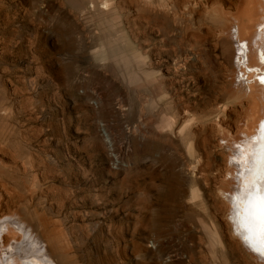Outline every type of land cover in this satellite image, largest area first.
I'll list each match as a JSON object with an SVG mask.
<instances>
[{
    "label": "rangeland",
    "instance_id": "rangeland-1",
    "mask_svg": "<svg viewBox=\"0 0 264 264\" xmlns=\"http://www.w3.org/2000/svg\"><path fill=\"white\" fill-rule=\"evenodd\" d=\"M13 5L18 18L6 28L0 19V231L6 217L42 230L75 264H264L223 196L264 113L251 99L259 89L241 81L239 43L264 47V22L238 18L244 0H113L100 18L66 0ZM104 18L147 56L143 68L94 59L113 43L97 30ZM166 116L175 124L160 128ZM36 197L44 228L28 219ZM30 242L2 234L0 254L20 264Z\"/></svg>",
    "mask_w": 264,
    "mask_h": 264
},
{
    "label": "bare ground",
    "instance_id": "bare-ground-1",
    "mask_svg": "<svg viewBox=\"0 0 264 264\" xmlns=\"http://www.w3.org/2000/svg\"><path fill=\"white\" fill-rule=\"evenodd\" d=\"M5 1L6 3L0 0V19H3V26L6 28L12 23V20L18 18L20 8L13 5L14 0ZM147 1L153 3L154 0ZM166 1L167 3L169 1L177 4L174 6L177 8L182 5L185 6V4L189 2V0ZM66 2L71 8L81 13L87 12L91 16H99L100 18L103 17L102 15L105 14V10L113 3V0H66ZM244 2L245 7L238 13V18L246 19L247 21L262 20L264 22V0H244ZM195 4H202V2L196 1ZM195 4L191 7H187V10L190 8L195 9ZM111 19L112 18L99 19V23L97 24V30L103 34V37H105L104 34L106 30L109 31L110 42H113L111 48L108 46L109 49L107 51L100 50L95 52L94 59L110 68V64L114 59L113 56L117 55L121 58L122 64L125 67L129 64L136 63L140 64V68H143L147 56L142 55L141 52L133 46L124 27L119 23L118 25L115 24ZM234 19H237V17H234ZM260 29L264 32V24L260 26ZM115 33H119L120 43L114 40ZM30 44L32 45V43ZM113 46H118L120 48L115 49L112 48ZM238 49L240 54L238 62L245 71V76L243 74L241 75V81L246 85L249 92H252L253 89L256 90V88L259 89L260 96L251 97V99L259 103V100H264V47L252 48L250 50L248 45L243 42L239 43ZM229 54L231 56V51ZM252 60L257 63V66L252 65ZM228 62L232 63L233 59L228 58ZM116 64L119 65L117 62ZM251 120H253V116ZM174 124V119L166 116L159 127L171 128ZM254 125V133L237 153V160L235 159L234 161L235 165L238 167V171L235 172L236 184L234 185L233 194L223 192V196L229 200L231 204V220L234 223L236 235L245 247L264 260V113L254 122ZM104 136L106 141L109 142L108 136L105 133ZM24 137V132L18 130L9 138L10 142L16 144L17 152L19 149L23 148L25 143ZM28 166L31 170L32 166L30 163H28ZM35 187H40L39 182L35 181ZM196 197V189L193 188L191 191V199H195ZM42 203V197H36L33 207L29 208L28 211V219L33 215L36 218V224L40 228H44L45 226L46 208L43 207ZM25 206L26 205H24L23 208H25ZM49 211L52 213V210ZM51 217L54 227L57 228L60 220L54 218L52 214ZM1 228L0 242L2 234L8 239H14L17 234H20L25 241H31V245L25 251H20V264H75L74 257L66 254L62 243L57 241L52 235L47 237L42 230H40L39 233L33 234L29 231L27 224L18 221L14 223L9 217L5 218ZM206 235L208 238H211L215 244H217V242L221 244L219 239L217 237L214 238L210 231H206ZM40 238H44L46 241L42 242ZM13 243L14 242H12L11 247H14ZM53 249H60V251L54 255V258H51L50 256H52L51 252ZM0 264H19V262L11 256H2L0 254Z\"/></svg>",
    "mask_w": 264,
    "mask_h": 264
}]
</instances>
